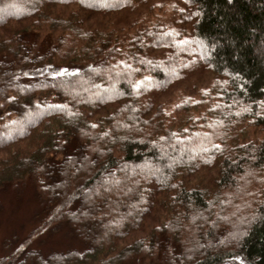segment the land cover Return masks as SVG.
Masks as SVG:
<instances>
[{"label": "trees", "instance_id": "obj_1", "mask_svg": "<svg viewBox=\"0 0 264 264\" xmlns=\"http://www.w3.org/2000/svg\"><path fill=\"white\" fill-rule=\"evenodd\" d=\"M157 1L0 0V196L44 205L0 264H264V0H175L173 31ZM192 59L211 93L169 114ZM54 223L80 244L32 248Z\"/></svg>", "mask_w": 264, "mask_h": 264}, {"label": "rangeland", "instance_id": "obj_2", "mask_svg": "<svg viewBox=\"0 0 264 264\" xmlns=\"http://www.w3.org/2000/svg\"><path fill=\"white\" fill-rule=\"evenodd\" d=\"M175 0L157 1L151 5V11L145 18L146 25H153L157 22L165 24L171 31L178 30L176 23L178 10L175 7ZM140 7L136 5L135 8ZM140 8H137L139 11ZM140 13L130 14L131 19H139ZM137 19V20H138ZM180 78L173 82L165 91H161L158 99L163 103L167 113L172 114L176 105L186 100H196L204 94L211 93L214 83V75L208 73L200 64L192 59L182 64ZM194 113L193 118L187 123L198 126V121ZM245 139L264 137V126H248L245 130ZM161 147V146H160ZM207 174H213L212 171H206ZM2 208L0 209V257L3 254V247L9 241L12 245L15 236L18 241H24L26 235L31 231L34 223L35 214L37 212L44 213V205L35 193L34 188L30 184L8 187L1 192ZM61 231L62 233H59ZM68 237H64V234ZM56 234V235H55ZM55 235V237H53ZM53 237V239H51ZM76 237L68 230L66 224L54 223L47 227L42 234L35 237L36 243L32 248H39L40 243H50L48 249L44 252L52 250H66L80 244ZM51 239V240H50Z\"/></svg>", "mask_w": 264, "mask_h": 264}]
</instances>
